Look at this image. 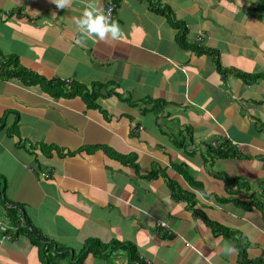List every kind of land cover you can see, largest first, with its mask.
<instances>
[{
	"label": "crops",
	"instance_id": "1",
	"mask_svg": "<svg viewBox=\"0 0 264 264\" xmlns=\"http://www.w3.org/2000/svg\"><path fill=\"white\" fill-rule=\"evenodd\" d=\"M108 2L0 0V56L38 79H0V264H263L264 0H114L106 23Z\"/></svg>",
	"mask_w": 264,
	"mask_h": 264
},
{
	"label": "trees",
	"instance_id": "2",
	"mask_svg": "<svg viewBox=\"0 0 264 264\" xmlns=\"http://www.w3.org/2000/svg\"><path fill=\"white\" fill-rule=\"evenodd\" d=\"M0 58H2L0 56ZM4 75H6L9 79L11 78H16V79H21V80H30V84L32 83H36L38 81V79H36V76L32 73H30L29 71L23 69L19 63L14 60V59H9L6 61V64H5V68H4V72H3ZM244 79H248V76H243ZM40 82L43 83L44 85V88L46 91H49L51 93L53 92H59V93H63L65 90H66V83L65 82H62V81H57V82H47V81H43V79H40ZM80 86V85H79ZM79 86H75V84L73 85V88H74V91L72 92L74 95L77 94V93H84V96L86 97L87 100L90 101V103L92 104L93 107L95 108H98V105L95 104L96 102V98L99 96L98 94H96V89H93V90H88L86 87H79ZM71 93V95H73ZM54 95V94H53ZM56 96V95H55ZM232 151V148L230 147V144L225 142V145L221 147H217V148H214L213 146L211 147H208V150L206 152V155L207 157H205V163L207 165H209V169L213 167V162L217 159H228V158H231V157H234V152H231ZM112 154V153H111ZM113 155V154H112ZM118 159L120 160H125L126 159V162L128 161H131L133 162V165L135 164V159L136 157H122V156H118L117 157ZM125 162V161H123ZM135 168H136V165H134ZM217 178H220V177H223L225 179V182L227 183V185H230L232 186L234 182H232L229 178H227V176L225 174L223 175H215ZM190 183L195 186L196 188H199L200 184L197 183L192 177H190L189 179ZM170 185H171V188L174 192V197L176 200H182V201H187L189 206H191V209L193 211V213L195 215H198L200 217H202L210 227L213 228V231H215V233L217 235H225L227 238H233V239H236V236H237V233H234L230 230H228L227 228H224L220 225H215L213 223H211L210 221H208L207 217L205 216V214L195 210L194 208V204L192 203L193 200H194V196L191 195V194H188V193H183L179 188L178 186L173 183L172 181L169 182ZM236 185V183H235ZM258 207V208H261V209H264L263 208V205H260L258 203H251L248 205V208L249 209H252L253 207ZM10 218V216H9ZM23 222H26L25 221V218L22 216H20L19 219H16L14 220L13 218L10 220V223L11 225H17V226H21L22 225V220ZM28 224V223H26ZM35 237L38 238V241H42V245L44 246L45 244V247H46V244L48 245V243H45L42 238H39L36 234H35ZM235 243V248H237L239 251L245 253V248L240 244V243H236L237 240L234 241ZM114 245H116L117 243H113ZM121 246L122 248H125V249H128L129 250V254L131 256V260L132 261H137L138 257L136 255V249L134 247H132L131 245H119ZM93 247H97V248H101V245L99 243H96V242H91V249ZM89 250L88 253L90 251H93L94 249L92 250ZM52 249H49L48 251H51ZM87 253V254H88ZM47 254V253H46ZM86 254V255H87ZM47 261H48V264H52V259L50 256L47 255Z\"/></svg>",
	"mask_w": 264,
	"mask_h": 264
},
{
	"label": "clouds",
	"instance_id": "3",
	"mask_svg": "<svg viewBox=\"0 0 264 264\" xmlns=\"http://www.w3.org/2000/svg\"><path fill=\"white\" fill-rule=\"evenodd\" d=\"M112 1H113L114 5H115V11H116V4H115L114 0H112ZM109 2H110V0H109ZM109 2L107 4V7L109 5ZM54 3H56L60 8H64V7H66L67 0H54ZM115 11H114V17H115ZM83 15L87 18L84 22L88 23L90 28L93 31L98 32L101 35V37H102L104 32L107 30V28L105 27V25L102 22L104 17L97 15V17L95 19H93L92 18L93 17L92 11H89L87 8H85ZM111 31H112L113 35L121 34L119 25L117 23H115V22L111 26ZM43 177H46V174H44ZM8 238H10V237H8ZM226 251L232 252V251H235V248H234V246H226Z\"/></svg>",
	"mask_w": 264,
	"mask_h": 264
},
{
	"label": "built area",
	"instance_id": "4",
	"mask_svg": "<svg viewBox=\"0 0 264 264\" xmlns=\"http://www.w3.org/2000/svg\"><path fill=\"white\" fill-rule=\"evenodd\" d=\"M114 11H115V5H114L113 1L110 0L109 5H108L107 10H106V13H105L106 23H109L114 18ZM206 38H207L206 35L199 34V36L197 37V43L201 44L202 42H205ZM4 64H5L4 60L2 58H0V79L3 76ZM70 85L71 84L68 81H66L67 89L72 90V87ZM213 147L217 148L218 145L216 143H214ZM160 226L165 229L164 231L166 233L170 232L169 227L166 224L160 223ZM263 262H264V259H263Z\"/></svg>",
	"mask_w": 264,
	"mask_h": 264
},
{
	"label": "water",
	"instance_id": "5",
	"mask_svg": "<svg viewBox=\"0 0 264 264\" xmlns=\"http://www.w3.org/2000/svg\"><path fill=\"white\" fill-rule=\"evenodd\" d=\"M0 230H3V229H2V225H0Z\"/></svg>",
	"mask_w": 264,
	"mask_h": 264
}]
</instances>
